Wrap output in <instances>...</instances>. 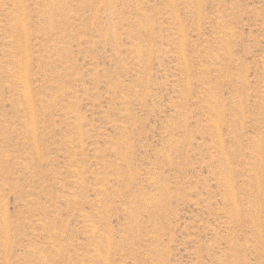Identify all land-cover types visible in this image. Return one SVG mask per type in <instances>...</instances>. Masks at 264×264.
I'll use <instances>...</instances> for the list:
<instances>
[{
  "label": "rangeland",
  "instance_id": "obj_1",
  "mask_svg": "<svg viewBox=\"0 0 264 264\" xmlns=\"http://www.w3.org/2000/svg\"><path fill=\"white\" fill-rule=\"evenodd\" d=\"M0 264H264V0H0Z\"/></svg>",
  "mask_w": 264,
  "mask_h": 264
}]
</instances>
